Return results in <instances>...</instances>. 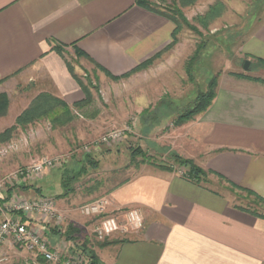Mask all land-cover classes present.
<instances>
[{
  "label": "crops",
  "instance_id": "1",
  "mask_svg": "<svg viewBox=\"0 0 264 264\" xmlns=\"http://www.w3.org/2000/svg\"><path fill=\"white\" fill-rule=\"evenodd\" d=\"M224 1L230 9L235 2L233 10L239 16L247 10L246 0ZM258 11L260 17L258 12L238 47L249 62H264V9ZM174 29L169 19L137 5V0H0V94L8 99L0 133L11 128L39 95L63 102L78 116L75 105L85 97L79 75L67 66L70 58L90 64L97 76L113 84L110 77H122L151 61L137 76L155 81L166 76L167 81L172 72L166 69L169 58L160 55L171 44ZM161 91H138L137 103L126 91L130 108L137 105L141 112L152 106L151 97L158 96L153 105L159 113L172 114L159 103ZM147 121L149 130L158 129L155 117ZM132 126L128 125L130 133ZM177 128L171 153L209 172L205 182L195 184L175 171L156 169L142 171L117 187L109 195L110 208L138 209L143 227L99 247V260L102 264H264V219L242 210L233 199V191L264 199V83L219 77L208 109ZM40 194L33 192L30 197ZM64 213L74 227H80V236L86 228L81 220L86 219L71 210ZM49 239L67 252L75 249L64 238Z\"/></svg>",
  "mask_w": 264,
  "mask_h": 264
},
{
  "label": "rangeland",
  "instance_id": "2",
  "mask_svg": "<svg viewBox=\"0 0 264 264\" xmlns=\"http://www.w3.org/2000/svg\"><path fill=\"white\" fill-rule=\"evenodd\" d=\"M152 1L161 6L175 2L178 6L177 0ZM217 1L225 4L224 0H204V3L203 0H197L194 4L181 8L186 24L177 34V40L172 48L160 55L169 58L166 69L170 68L173 74L169 73L167 81L166 76L162 81L159 78L155 81L150 76H137L138 72L148 69L146 66L129 77L114 81L115 84L104 82L90 64L76 62L70 58L69 64L89 90L90 102L81 109H76L78 116L75 115L74 119L63 127L53 125L48 119H42L25 129L13 132L7 142L0 144V178L41 157H64L66 163L61 169L44 173L39 178H42V181L33 182L25 193L20 189L19 192L21 196L32 198L31 194L39 191L42 193L40 195L52 198L61 212L64 213L67 209L77 215L79 208L85 204L100 198L111 201L109 195L113 190L142 171L156 170L157 166H160L186 177L188 170L178 165L174 153L170 150L173 141L178 137L176 121L179 115L190 109L195 100L207 91L208 83L212 79L216 80V86L219 77L222 76L240 74L264 79V66L256 61H250L248 69L243 70V65L248 60L238 52L239 43L248 34L258 12L260 17L261 11L258 10L264 9V1H244L247 10L241 16L233 10L235 2L232 1L231 9L227 4L224 5L223 11L217 9L216 17L207 19L206 26L198 23L200 17L205 16ZM161 69H165V66ZM164 72L168 73L166 70ZM134 75L136 76L132 77ZM157 88L163 92L159 103L167 105V108L173 111L172 114L159 113V107L153 105L158 96L150 98L152 106L149 108L139 112L136 105L131 113L126 91L133 94L130 99L137 103L138 91L145 89L152 93ZM126 112L129 114L127 118L124 116ZM164 116L161 123L160 120ZM154 117L158 129L149 130L147 120H154ZM128 125H133L131 133L128 132L119 143L102 146L97 150L91 149L88 153L81 149L104 133L110 130H124ZM88 158L90 162H86ZM180 158L185 159L181 156ZM82 167L84 173L72 183L73 191L65 198L60 187L62 174L65 171L75 173ZM233 192L235 204L264 216V203L257 198L258 196L245 191ZM110 207L104 213L115 214L116 210ZM94 221L95 218L81 220L86 228L77 236V243L79 248H83L84 242L89 243L86 248L97 257V264H102L98 257L99 246L120 240L122 236L114 235L111 239L96 241L92 234ZM76 230L80 232V227ZM19 257L13 264H25V260H19ZM34 261L35 264H55L41 258Z\"/></svg>",
  "mask_w": 264,
  "mask_h": 264
},
{
  "label": "built area",
  "instance_id": "3",
  "mask_svg": "<svg viewBox=\"0 0 264 264\" xmlns=\"http://www.w3.org/2000/svg\"><path fill=\"white\" fill-rule=\"evenodd\" d=\"M129 131V127L110 130L81 149L88 153L91 149L119 143ZM65 163L64 157H41L0 178V195L12 191L9 198L0 202V264H12L19 256L25 264H35L37 258L55 264H87L80 251L67 252L66 247L50 241V229L64 232L71 224L56 202L43 196L26 198L19 192L23 185L36 182L46 172L61 169ZM110 205L108 199L100 198L78 210L85 219L95 218L92 234L96 241L142 229L143 218L138 209H117L115 214L107 215L104 212Z\"/></svg>",
  "mask_w": 264,
  "mask_h": 264
},
{
  "label": "trees",
  "instance_id": "4",
  "mask_svg": "<svg viewBox=\"0 0 264 264\" xmlns=\"http://www.w3.org/2000/svg\"><path fill=\"white\" fill-rule=\"evenodd\" d=\"M158 1V0H156ZM163 1V0H161ZM178 6L175 2H172L171 5L168 6H161L160 4H155L153 1L149 0H137V5L145 7L149 10H152L156 12L157 14L164 16L165 18L169 19L175 26V29L172 33V42L169 45V47L165 50L168 51L172 48V46L175 44L177 38V34L180 32L184 24H186V21L183 17V14L181 12L182 7L190 6L194 4L197 0H177ZM219 9L221 11L224 10V4L221 1H217L216 5L210 7V10L207 12L205 16L200 17L198 20V23H201L203 26L207 25V19L211 20L212 18L216 17V10ZM215 14V15H214ZM203 48V47H200ZM199 48V49H200ZM55 51L58 54H61V48L56 47ZM198 55V54H197ZM76 56H85L83 54L77 53ZM259 64L264 65V62L257 61ZM151 63V61L145 63L144 65L138 67L134 71H132L129 74H126L122 77H110L113 81H119L123 78L129 77L130 74H134L137 71H140V69L145 68ZM67 66L69 70H72L71 66L67 63ZM189 70V69H188ZM187 70V71H188ZM190 72V70H189ZM239 78H245L249 80H253L256 82L264 83L263 79L260 78H249L245 77L244 75H235ZM79 82V85L82 89V92L84 94V100L82 103H79L75 105L76 109H81L82 106L85 104H88L90 102V93L86 85H84L82 82ZM216 89V80L212 79L208 83V89L205 93H202L195 102L193 103V106L185 111L182 115H179L176 121V126H181L191 120L193 118L203 112H205L208 107L211 105L212 100L214 98ZM8 107V99L4 94H0V117L5 116L6 111ZM42 119H48L50 122L58 127H63L67 124H69L73 119L74 115L70 111L67 105H65L63 102L54 99L48 95H39L36 97L28 106V108L23 111L15 120V124L11 127L0 133V144L7 142L10 138L13 132L17 131L18 129H25L27 126L32 125ZM174 158H176V162H178L179 166H183L188 171L186 172V178L190 181L194 182L195 184H200L205 182L207 174L209 172L202 170L198 166H196L193 161L188 159H181L180 156L174 154ZM86 162H90V159L88 158ZM158 169H162L165 171H170L169 168L163 169L160 166H157ZM84 173V167L81 168V170H78L75 173H69L65 171L62 174L61 181H60V187L61 190H63L62 196L65 198L73 191L72 189V183L76 182L78 180V177ZM220 178V177H219ZM28 185H23L20 190L22 192H25ZM232 189H235L233 185H230ZM246 193L252 194L251 192L245 191ZM12 195V191L8 190L7 192L0 195V202L2 203L4 200L9 198ZM254 195V194H252ZM256 196V195H255ZM257 197V196H256ZM261 202L264 203V199L257 197ZM244 211H247L254 215L255 217L264 219V216H261L260 214H257L253 211L242 209ZM51 235H55L57 237L64 238V240L72 242L73 245H75V249L73 251H80L86 259L89 264H97V257L94 255V253L86 247H88L89 243L84 242L83 248H79L77 243V236H79V231L76 230L74 225L69 224L68 227L64 232L58 231L56 229H50L48 236L50 238ZM104 246V244H101L99 247Z\"/></svg>",
  "mask_w": 264,
  "mask_h": 264
},
{
  "label": "water",
  "instance_id": "5",
  "mask_svg": "<svg viewBox=\"0 0 264 264\" xmlns=\"http://www.w3.org/2000/svg\"><path fill=\"white\" fill-rule=\"evenodd\" d=\"M249 66V61H245L244 65H243V70H247Z\"/></svg>",
  "mask_w": 264,
  "mask_h": 264
}]
</instances>
